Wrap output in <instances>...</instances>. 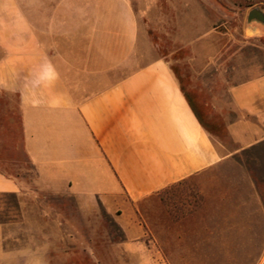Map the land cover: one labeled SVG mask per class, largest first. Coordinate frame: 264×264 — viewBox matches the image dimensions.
<instances>
[{
    "label": "crops",
    "instance_id": "0c3cea01",
    "mask_svg": "<svg viewBox=\"0 0 264 264\" xmlns=\"http://www.w3.org/2000/svg\"><path fill=\"white\" fill-rule=\"evenodd\" d=\"M254 21L253 37L264 36ZM139 33L132 0H0V161L34 174L0 170V196L21 197L36 183L99 205L119 225L121 238L109 245L115 264H169L141 208L216 169L235 172L220 177L226 183H253L233 162L264 143V71L231 88L227 134L236 148L226 151L165 57L137 63ZM19 132L24 160L13 156ZM24 219L25 227L0 223V264H67L33 222L46 214Z\"/></svg>",
    "mask_w": 264,
    "mask_h": 264
},
{
    "label": "rangeland",
    "instance_id": "374dc122",
    "mask_svg": "<svg viewBox=\"0 0 264 264\" xmlns=\"http://www.w3.org/2000/svg\"><path fill=\"white\" fill-rule=\"evenodd\" d=\"M132 3L140 29L137 63L165 57L215 142L226 151L235 149L227 134V122L235 117L231 88L264 71V36L253 37V10H264V0ZM16 146L13 156L24 160L20 132ZM233 163L253 176V183H226L220 177L235 172L216 169L143 204L152 239L169 264H264V143L253 155L237 154ZM23 169L0 161L7 175L33 177L28 166ZM25 188L21 197L0 196V223L25 227V213L46 214V220L33 222L47 229L53 253L65 256L67 264H115L109 245L121 236L105 208L80 205L36 183H25ZM59 228L68 235L52 233Z\"/></svg>",
    "mask_w": 264,
    "mask_h": 264
},
{
    "label": "trees",
    "instance_id": "16d2710c",
    "mask_svg": "<svg viewBox=\"0 0 264 264\" xmlns=\"http://www.w3.org/2000/svg\"><path fill=\"white\" fill-rule=\"evenodd\" d=\"M183 91H184V89H183ZM184 93H185V96H186V98H187V100H188V102H189L191 108L193 109V111H194V113H195L197 119L199 120V122L201 123V125L207 130V128H206L205 124L203 123V120H202V118H201L199 112L197 111L195 105L193 104V102H192L191 99L188 97V95L186 94L185 91H184ZM207 131H208V130H207ZM208 132H209V131H208Z\"/></svg>",
    "mask_w": 264,
    "mask_h": 264
},
{
    "label": "water",
    "instance_id": "95a60500",
    "mask_svg": "<svg viewBox=\"0 0 264 264\" xmlns=\"http://www.w3.org/2000/svg\"><path fill=\"white\" fill-rule=\"evenodd\" d=\"M254 13H255L254 14V19L264 23V13H262V12H260L258 10H256Z\"/></svg>",
    "mask_w": 264,
    "mask_h": 264
}]
</instances>
